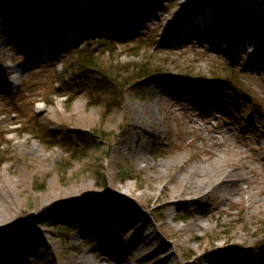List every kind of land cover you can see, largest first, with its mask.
<instances>
[{
  "label": "rangeland",
  "instance_id": "obj_1",
  "mask_svg": "<svg viewBox=\"0 0 264 264\" xmlns=\"http://www.w3.org/2000/svg\"><path fill=\"white\" fill-rule=\"evenodd\" d=\"M24 1L41 16L43 6L72 0ZM95 1L101 0L73 7L74 16L93 18L88 4ZM175 1L181 0H147L150 15L125 39L77 30L79 41L68 42L53 60L11 45L29 47L34 39L0 12V40L13 33L11 42L0 41L1 264H82L83 255L88 264H264V166L255 160L264 150V73L246 67L249 55L230 53L227 60L228 47L199 31L178 46L162 44L165 26L157 20ZM211 10L221 13L226 28L228 19L237 20ZM116 17L117 24L126 21ZM244 30L236 37L254 36ZM79 50L88 51L97 68L71 58ZM144 62L153 74L121 93L113 84L106 88L98 74L116 68L124 77ZM193 122L206 133L191 128ZM200 134L230 139L222 145ZM52 138L70 139L77 153L51 144ZM213 152L219 158L208 176L190 174L196 170L189 167L212 163ZM226 173L228 186L209 191ZM200 193L207 196L192 201ZM121 210L142 217L130 227L114 216ZM142 226L137 237H154V247L136 246ZM99 244L115 247L119 257H105ZM159 245L166 253L156 252Z\"/></svg>",
  "mask_w": 264,
  "mask_h": 264
},
{
  "label": "bare ground",
  "instance_id": "obj_2",
  "mask_svg": "<svg viewBox=\"0 0 264 264\" xmlns=\"http://www.w3.org/2000/svg\"><path fill=\"white\" fill-rule=\"evenodd\" d=\"M24 0H0V12L8 13L10 17L15 18L20 22L22 28H19L21 31H24L30 38L34 39V42L28 46H25L21 43L11 44L15 47H18L21 52H30L29 56H38L42 59L53 60L57 53L67 45L68 42L73 43L75 40L79 39L75 36L77 30L86 29L89 31V34H98L102 36H114L120 39H125L129 37V34L132 32V28L138 23L142 22L144 18L150 15L149 9H147V0H106V1H95L88 4L89 9L94 11V16L88 21L79 20L74 16L73 7L77 8L80 4H87V0H72L66 5L54 7L53 9H45L44 6L40 8L42 13L41 16L35 14L28 6ZM241 1V0H240ZM175 7L173 10L167 13L166 17L163 19H158V23L165 26L162 33V44L168 42L169 45L178 46L182 42L192 40L194 36L202 33L207 39L218 38L219 44H225L228 47V50L223 54L227 56L230 53L238 54L241 57L249 55L250 60L248 61L247 68H258L264 70V8L260 9L255 5L264 6L263 0H244L241 3V6L246 7V10H252L249 15H244L242 20L233 22L230 26L226 27L218 19L217 15L213 13L211 7L214 3H209L207 0H184L175 1ZM135 5L136 9H135ZM175 8L180 10V12H175ZM223 12H227V15L235 16L239 15V12L235 9H232L228 6L222 7ZM229 9L228 11L226 9ZM255 10V11H253ZM75 11V10H74ZM40 15V14H39ZM117 16V17H116ZM113 17L120 18L124 17L126 21L122 24H117L111 19ZM126 17V18H125ZM91 21V22H90ZM87 26L89 27L87 29ZM47 28L49 30L47 31ZM243 29L248 30L254 34L253 37L243 36L236 37L237 33ZM246 30H244L246 32ZM199 31V32H197ZM223 33V34H221ZM13 40V33L6 32L2 39L0 40L2 44L9 43ZM227 60L232 59L231 56L226 57ZM195 101H201L200 98H195ZM137 128L144 129L140 124V120H136ZM191 123V122H190ZM195 124V127L198 130H204V133L208 130L207 127H200V124ZM205 124V123H204ZM203 133V134H204ZM203 134H200L199 138H205L206 140L213 141L211 134L204 137ZM230 138L227 137L215 140L216 144H224ZM220 147V145H217ZM226 151H229L228 149ZM144 151L141 150L140 154H143ZM215 152H213L214 154ZM257 153H262L257 156ZM143 158V164L148 165V161L145 157ZM212 163L201 166H192L189 168H194L196 171L190 172V174L201 176H208L210 170L208 168H216L217 164L215 160L219 158V153H215L212 157ZM209 160V159H208ZM208 160H205L202 163H206ZM255 160L264 166V150L256 152ZM161 166V165H160ZM199 168V169H198ZM238 169V168H236ZM197 170H200L197 172ZM232 176L226 173V176H223L220 180L212 181L209 186V191L220 190L227 187L229 180ZM200 181V180H199ZM204 181L200 183L205 184ZM214 182V183H213ZM202 186V185H201ZM128 186H126L127 188ZM203 187H200V190ZM129 191V189L127 188ZM207 194L208 192H203ZM207 195L198 194L195 199L192 201L199 203L200 199H203ZM173 197V196H172ZM177 200H171L172 203L176 204ZM189 201V200H188ZM109 205L110 201L105 200ZM178 202V201H177ZM182 205L185 204L184 200L180 202ZM171 206V205H170ZM172 207V206H171ZM118 218H125L126 223L130 224V227H133L138 223V220L141 219L139 213L126 214L122 210L116 215ZM117 218V219H118ZM89 228H93V225L90 221L87 222ZM91 228V229H92ZM132 229V228H131ZM145 229V226L141 227L140 232L135 236V244L141 245L143 242L147 243V246L154 247L156 245L155 238L150 236V238L145 241L144 239H139L141 232ZM7 233V232H6ZM80 233V232H79ZM150 234V233H149ZM29 244V242H27ZM26 243V244H27ZM102 250V253L105 257H112L115 255L119 257L117 249L115 247L105 244L98 245L97 250ZM158 253H166V249L162 248V245L157 246L155 249ZM46 253L42 250L38 252V259L42 261L45 259ZM169 256V255H167ZM120 260V258H118ZM165 259H167L165 257ZM164 259V260H165ZM122 260V259H121ZM82 264H88V258L83 255ZM1 264V263H0ZM81 264V263H80ZM119 264H123L122 261ZM228 264V263H227Z\"/></svg>",
  "mask_w": 264,
  "mask_h": 264
},
{
  "label": "trees",
  "instance_id": "obj_3",
  "mask_svg": "<svg viewBox=\"0 0 264 264\" xmlns=\"http://www.w3.org/2000/svg\"><path fill=\"white\" fill-rule=\"evenodd\" d=\"M136 43H137V46H136L137 50L142 48L141 47L142 42L140 40H137ZM103 45L105 46V48H108V50L111 51V44L104 43ZM85 52H88V51H81V50L75 51L71 55V58L75 59L77 61V63L82 68H84V67H95V68H97L96 60H93L94 57L88 53H85ZM151 67L152 66H150L146 62H144L142 65H140L138 67L137 71L133 70V71H131L130 74H128L124 77L120 76L119 71H116V68L115 69L110 68L108 70H105L104 72L98 71L99 70V68H98L97 71H98V74L102 78V84H104V85L106 84V88H109L110 85L113 84L115 86L116 91L121 93V91H123L124 89H127L128 87L132 86L131 84L133 82H135L137 80L145 79V78H148L149 76H151L153 74L152 73L153 69ZM31 127L33 129H36L37 133L39 134V137L46 139V133L40 126L31 125ZM54 141H56V140H54V138H52V140H50L51 144L60 146L63 149H67V151H69L73 154L77 153L76 152L77 146L75 144H73L70 139L63 138L59 141H56L57 143ZM121 171H122L121 176L123 175V177H124L126 175L127 170H125V172H123V170H121ZM99 178L101 180L103 179L102 183H105L104 182V175H101Z\"/></svg>",
  "mask_w": 264,
  "mask_h": 264
}]
</instances>
